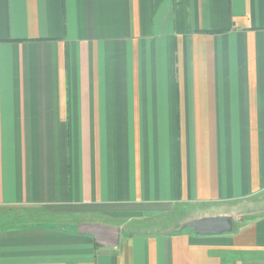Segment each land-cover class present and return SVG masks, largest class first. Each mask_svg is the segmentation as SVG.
I'll use <instances>...</instances> for the list:
<instances>
[{"label": "crops", "instance_id": "0c3cea01", "mask_svg": "<svg viewBox=\"0 0 264 264\" xmlns=\"http://www.w3.org/2000/svg\"><path fill=\"white\" fill-rule=\"evenodd\" d=\"M0 264H264V0H0Z\"/></svg>", "mask_w": 264, "mask_h": 264}, {"label": "water", "instance_id": "95a60500", "mask_svg": "<svg viewBox=\"0 0 264 264\" xmlns=\"http://www.w3.org/2000/svg\"><path fill=\"white\" fill-rule=\"evenodd\" d=\"M182 228L201 236L221 235L232 231L233 222L230 216L203 217L184 223ZM78 233L93 237L97 245L105 247H115L119 241V229L108 225L80 224Z\"/></svg>", "mask_w": 264, "mask_h": 264}, {"label": "rangeland", "instance_id": "374dc122", "mask_svg": "<svg viewBox=\"0 0 264 264\" xmlns=\"http://www.w3.org/2000/svg\"><path fill=\"white\" fill-rule=\"evenodd\" d=\"M186 210L187 208L180 207L179 205H173L171 209L163 211L162 213L155 210H147L144 211V214L147 216L145 217L146 223L158 224L166 227L172 224L174 225L177 217L184 213ZM157 213L161 214L158 215ZM173 225L171 227H173Z\"/></svg>", "mask_w": 264, "mask_h": 264}]
</instances>
